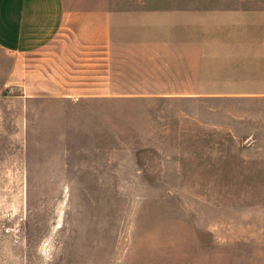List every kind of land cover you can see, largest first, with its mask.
<instances>
[{"label":"rangeland","instance_id":"rangeland-1","mask_svg":"<svg viewBox=\"0 0 264 264\" xmlns=\"http://www.w3.org/2000/svg\"><path fill=\"white\" fill-rule=\"evenodd\" d=\"M158 1L110 56L35 54L54 85L0 142V264H264V0Z\"/></svg>","mask_w":264,"mask_h":264},{"label":"crops","instance_id":"crops-1","mask_svg":"<svg viewBox=\"0 0 264 264\" xmlns=\"http://www.w3.org/2000/svg\"><path fill=\"white\" fill-rule=\"evenodd\" d=\"M194 2L180 0L178 4L195 5ZM159 4L164 3L158 0H0V142L7 143L3 146L26 147L30 106L39 93L37 87L47 85L44 92H52V68L48 69L35 54L59 37L72 42L70 45L77 52L110 56L115 48L116 23L128 21V8ZM70 47L64 46L61 54L71 52ZM253 57L264 63L260 44L254 45ZM237 59L247 63L243 57ZM257 76L261 77V73L252 70L247 78ZM255 83L261 81L255 80ZM7 89L13 93L5 92ZM236 94L240 93L222 89L203 95L206 99H226ZM16 167L19 172L21 164L17 163Z\"/></svg>","mask_w":264,"mask_h":264}]
</instances>
